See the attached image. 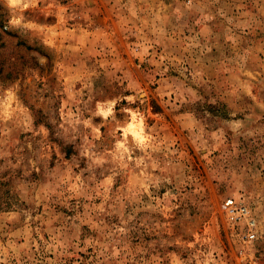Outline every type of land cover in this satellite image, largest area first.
<instances>
[{
	"label": "rangeland",
	"instance_id": "rangeland-1",
	"mask_svg": "<svg viewBox=\"0 0 264 264\" xmlns=\"http://www.w3.org/2000/svg\"><path fill=\"white\" fill-rule=\"evenodd\" d=\"M0 264H264V0H0Z\"/></svg>",
	"mask_w": 264,
	"mask_h": 264
},
{
	"label": "built area",
	"instance_id": "built-area-1",
	"mask_svg": "<svg viewBox=\"0 0 264 264\" xmlns=\"http://www.w3.org/2000/svg\"><path fill=\"white\" fill-rule=\"evenodd\" d=\"M226 205L228 206V205H233V201L232 200H229L227 203H226ZM254 238V235H251L250 236V239H253Z\"/></svg>",
	"mask_w": 264,
	"mask_h": 264
}]
</instances>
